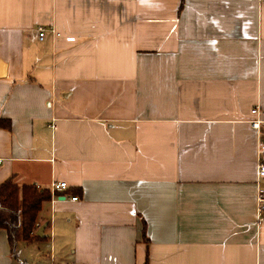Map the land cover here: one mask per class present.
<instances>
[{
	"label": "crops",
	"instance_id": "crops-1",
	"mask_svg": "<svg viewBox=\"0 0 264 264\" xmlns=\"http://www.w3.org/2000/svg\"><path fill=\"white\" fill-rule=\"evenodd\" d=\"M0 118V264H264V0H0Z\"/></svg>",
	"mask_w": 264,
	"mask_h": 264
},
{
	"label": "trees",
	"instance_id": "trees-1",
	"mask_svg": "<svg viewBox=\"0 0 264 264\" xmlns=\"http://www.w3.org/2000/svg\"><path fill=\"white\" fill-rule=\"evenodd\" d=\"M1 128L11 129V121L0 118ZM50 200V190L37 185L21 188L11 179L0 186V230L8 232L13 253L16 254L20 239L28 244L40 240L36 234H31L37 230L39 216Z\"/></svg>",
	"mask_w": 264,
	"mask_h": 264
},
{
	"label": "built area",
	"instance_id": "built-area-1",
	"mask_svg": "<svg viewBox=\"0 0 264 264\" xmlns=\"http://www.w3.org/2000/svg\"><path fill=\"white\" fill-rule=\"evenodd\" d=\"M39 37L42 40L45 36V29L41 28ZM53 33H55L53 31ZM59 36V35H58ZM253 114H258V109H254L252 111ZM252 125L254 128L259 129L261 125V120L259 118L252 121ZM257 174H258V180H261L264 178V144H260L258 146V164H257ZM67 184L66 183H55L52 186V195L53 200L56 199L57 194L66 189ZM78 198H73L74 201H76ZM258 214L259 217H262L264 215V190H259L258 193Z\"/></svg>",
	"mask_w": 264,
	"mask_h": 264
},
{
	"label": "rangeland",
	"instance_id": "rangeland-1",
	"mask_svg": "<svg viewBox=\"0 0 264 264\" xmlns=\"http://www.w3.org/2000/svg\"><path fill=\"white\" fill-rule=\"evenodd\" d=\"M37 228V227H36ZM34 231V230H33ZM20 233H22V232H20ZM31 236H32V234H31ZM29 252V255H30V257H34V255H32L31 254V249H26V251H24V252H22V250H21V248H20V250H19V253H20V256H22L23 258H25V259H27V256L25 255L26 253H28ZM29 259H32V258H29ZM38 260V259H37ZM29 260V264H38L39 263V261L40 260Z\"/></svg>",
	"mask_w": 264,
	"mask_h": 264
},
{
	"label": "water",
	"instance_id": "water-1",
	"mask_svg": "<svg viewBox=\"0 0 264 264\" xmlns=\"http://www.w3.org/2000/svg\"><path fill=\"white\" fill-rule=\"evenodd\" d=\"M47 228V225H43L41 226L38 231H37V236L41 237V238H44L46 235H45V230Z\"/></svg>",
	"mask_w": 264,
	"mask_h": 264
}]
</instances>
